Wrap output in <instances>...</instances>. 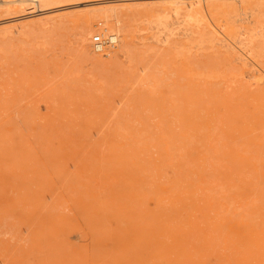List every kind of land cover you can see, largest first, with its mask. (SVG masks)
Listing matches in <instances>:
<instances>
[{
	"label": "rangeland",
	"instance_id": "1",
	"mask_svg": "<svg viewBox=\"0 0 264 264\" xmlns=\"http://www.w3.org/2000/svg\"><path fill=\"white\" fill-rule=\"evenodd\" d=\"M144 1L0 0V264H264V0L90 59L89 12Z\"/></svg>",
	"mask_w": 264,
	"mask_h": 264
},
{
	"label": "bare ground",
	"instance_id": "2",
	"mask_svg": "<svg viewBox=\"0 0 264 264\" xmlns=\"http://www.w3.org/2000/svg\"><path fill=\"white\" fill-rule=\"evenodd\" d=\"M14 1H18V0H14ZM20 1H25V0H20ZM36 1L43 2V1H51V0H36ZM203 1L202 0H165V1L162 0V1H144L141 3H137L135 5H129V6H120L119 4H116V3L99 6L95 9L91 10L89 12V15L86 16V18L84 19L85 20L84 21L85 22V29L83 31L82 38L84 41L85 52H86L87 56L90 59H92L93 61H100L101 60V58L98 56L99 51H96L97 54H95L89 48L90 37L88 35L89 30L87 28H88L89 23L93 20L94 17H102V18L107 19V20H110V19L114 20L115 19V21H116L115 27H119L120 23L122 22V17L126 16V17H129L131 19H136L137 15L154 14L159 9L161 10V8L162 9L168 8L169 11H172V13L175 12L176 15L181 14V13H186V14L201 13V12H203L204 8L206 7ZM164 14H166V13H164ZM119 30H120V32H119L118 44L120 47L116 52L117 54L126 52L127 48L125 46V43H123L124 35L125 34L127 36L132 35L131 30H129V28L126 27L125 25H121L119 27ZM106 52H108V50L104 51V52H99V53L101 54V53H106Z\"/></svg>",
	"mask_w": 264,
	"mask_h": 264
},
{
	"label": "built area",
	"instance_id": "3",
	"mask_svg": "<svg viewBox=\"0 0 264 264\" xmlns=\"http://www.w3.org/2000/svg\"><path fill=\"white\" fill-rule=\"evenodd\" d=\"M118 42L119 33L111 30L104 22H99V30L92 37L93 48L104 52L116 47Z\"/></svg>",
	"mask_w": 264,
	"mask_h": 264
}]
</instances>
